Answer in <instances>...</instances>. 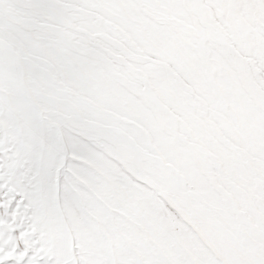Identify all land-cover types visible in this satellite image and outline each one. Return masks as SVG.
Returning a JSON list of instances; mask_svg holds the SVG:
<instances>
[{"label":"snow or ice","instance_id":"1","mask_svg":"<svg viewBox=\"0 0 264 264\" xmlns=\"http://www.w3.org/2000/svg\"><path fill=\"white\" fill-rule=\"evenodd\" d=\"M0 264H264V0H0Z\"/></svg>","mask_w":264,"mask_h":264}]
</instances>
